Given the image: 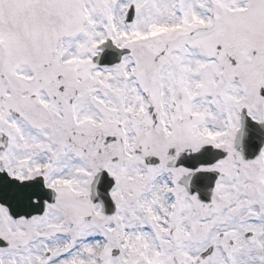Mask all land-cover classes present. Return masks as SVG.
Returning <instances> with one entry per match:
<instances>
[{
  "label": "snow or ice",
  "instance_id": "6c2138e0",
  "mask_svg": "<svg viewBox=\"0 0 264 264\" xmlns=\"http://www.w3.org/2000/svg\"><path fill=\"white\" fill-rule=\"evenodd\" d=\"M0 264H264V0H0Z\"/></svg>",
  "mask_w": 264,
  "mask_h": 264
}]
</instances>
